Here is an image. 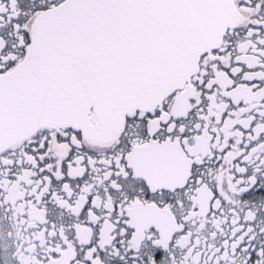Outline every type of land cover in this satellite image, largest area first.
Wrapping results in <instances>:
<instances>
[{"label":"snow or ice","instance_id":"obj_1","mask_svg":"<svg viewBox=\"0 0 264 264\" xmlns=\"http://www.w3.org/2000/svg\"><path fill=\"white\" fill-rule=\"evenodd\" d=\"M0 264H264V0H0Z\"/></svg>","mask_w":264,"mask_h":264}]
</instances>
